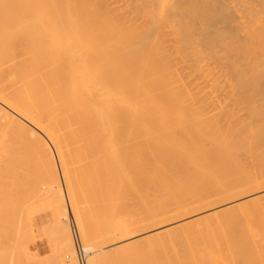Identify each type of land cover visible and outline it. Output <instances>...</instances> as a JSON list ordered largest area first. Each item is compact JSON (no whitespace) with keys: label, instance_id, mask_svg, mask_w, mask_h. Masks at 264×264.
Masks as SVG:
<instances>
[{"label":"bare ground","instance_id":"bare-ground-1","mask_svg":"<svg viewBox=\"0 0 264 264\" xmlns=\"http://www.w3.org/2000/svg\"><path fill=\"white\" fill-rule=\"evenodd\" d=\"M20 179L56 215L55 264H79L61 217L111 240L264 188V0H0V183ZM261 200L193 219L180 251L90 264H264ZM25 242L14 264H42Z\"/></svg>","mask_w":264,"mask_h":264},{"label":"rangeland","instance_id":"rangeland-1","mask_svg":"<svg viewBox=\"0 0 264 264\" xmlns=\"http://www.w3.org/2000/svg\"><path fill=\"white\" fill-rule=\"evenodd\" d=\"M221 25L222 24H220L219 27H222ZM236 107L237 106H235L234 108ZM51 146L55 156H57L56 149L53 147V145ZM57 164H58V169H60L59 162ZM29 168H28L29 173L31 172V170L33 171L31 172L32 179L34 178L36 179L37 176L38 177L37 179L39 180L40 177V183L36 182V185L39 184V186L45 188L44 186L45 183L44 181H42L43 177L40 175L42 173L41 171L42 168L39 166L38 167L35 166L34 169L32 167H31L32 169ZM33 176L35 177L33 178ZM20 181L21 179L17 181L13 180V183L16 184L17 182L19 183ZM61 181L63 180L61 179ZM25 183L21 184L20 182L19 186H16L17 189L18 187L21 186V188H19L18 191L14 190L15 188L14 184H13L14 186H11L12 184L9 183H4V182L3 184L0 183V248H1L0 264H14L15 260L16 261L19 260L22 257L20 253L19 243L20 245H23V242H25V239L27 237H28L26 239L27 241L24 243V245L28 246V254L30 256L32 255L31 258L34 259L33 260L34 262H39L41 259L44 261L42 264H55L56 261L58 260V256H60V254L61 255L64 254L59 247V243L56 242L57 241L55 239L56 235H54L55 226L53 224H54V220L56 219V215L53 209L50 207L48 199L45 198L39 200V199H34V197L33 198L29 197V194L26 195V193H28L29 191L26 192V190L24 189V187H26ZM30 183L29 184L27 183V185H30ZM205 196L206 198L212 197L211 195H205ZM262 197H264V188L257 189L253 193H248L241 197L231 198L228 200L227 199L225 200L224 198L219 196L218 198L216 197L215 199L216 201L213 205H209L202 208L193 207L190 210V212L187 213L184 217L181 218L172 217L168 220L161 221L160 223L157 224L154 223L148 224L146 225V227L139 229L135 232L134 231L132 232L130 230L128 231L127 228L124 226H117L115 227V229L119 232L125 233L126 236L125 235L123 237L116 236L111 240H107L106 238H104L101 241V238L96 237L93 233L92 235L89 232L88 228H87L86 238L84 240L83 237L81 236L80 230L76 226L73 218H71L70 216H68L67 218L61 217L62 218L61 225L70 230V234L73 239L75 250H76V243L74 239L73 229L76 230V234L80 240L81 247L85 252L86 250L87 252H89L87 254L85 253L87 264L88 262L90 264L91 258L93 259V257H95L93 260H97L101 256L103 251L109 253L110 251H116L115 249L119 248L122 244L128 242L134 244L133 249H135L136 253H138L139 256L138 260L141 261L149 256H157L160 253L163 254L164 252L180 251L183 248V246L187 243V240L193 239V237H188V236L193 235L194 231H196V229L199 228L196 225L189 224L193 219H197L200 217L207 218L206 221L199 226L208 225L211 227H216L217 224L221 222L223 218L227 217L226 215L220 213V210H222V208L224 209L228 206L230 207L231 205H233V203L245 205L252 200ZM213 198L214 197H212V199ZM261 203L264 204V200H261ZM137 208L140 209L139 207ZM90 212L92 214H95L94 209H91ZM27 226H30L31 229L28 227L26 233ZM52 228L54 229L52 230ZM102 228L104 229L103 226ZM45 231L47 233H45ZM52 232L53 234H51ZM26 234H28V236ZM55 234H56V230H55ZM52 235L55 237L53 239L56 241L52 239ZM12 243L14 244L12 245ZM1 246H4V248H2ZM95 247L98 250H96ZM56 250L57 251L59 250V252L57 253ZM90 252L91 254H93V256L90 255L91 257L89 256ZM76 257H77L76 258L77 262L79 263L77 252H76ZM23 259L21 258L20 261L21 263ZM41 262L39 263L41 264ZM121 262L122 260H120L119 263L115 262L113 264H117V263L120 264ZM23 263H26V260ZM152 263L153 262L151 261L146 264H152ZM161 263L164 264L163 261H160V263L154 262L153 264H161ZM165 264L168 263L165 262ZM217 264H238V262L232 263L230 261H225L224 259L218 257Z\"/></svg>","mask_w":264,"mask_h":264},{"label":"built area","instance_id":"built-area-1","mask_svg":"<svg viewBox=\"0 0 264 264\" xmlns=\"http://www.w3.org/2000/svg\"><path fill=\"white\" fill-rule=\"evenodd\" d=\"M73 230H74V239L76 243V252H77L78 259H79V264H87L86 254L80 245V240L76 234V230L75 229Z\"/></svg>","mask_w":264,"mask_h":264}]
</instances>
